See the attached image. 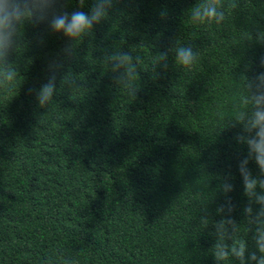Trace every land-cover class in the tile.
<instances>
[{
    "label": "trees",
    "instance_id": "trees-1",
    "mask_svg": "<svg viewBox=\"0 0 264 264\" xmlns=\"http://www.w3.org/2000/svg\"><path fill=\"white\" fill-rule=\"evenodd\" d=\"M202 2L120 0L74 41L44 107L36 91L70 41L46 24L21 29L9 57L17 77L0 88V264H216L226 174L234 177L236 236L253 246L237 168L247 149L232 139L240 130L232 124L245 65L252 62L248 76L264 72V45L255 42L264 0H235V9L222 0L220 24L192 21ZM92 3L59 0L56 9L88 12ZM179 46L198 54L191 67L175 63ZM121 52L136 66L135 97L111 70ZM64 75L78 86L61 83Z\"/></svg>",
    "mask_w": 264,
    "mask_h": 264
},
{
    "label": "clouds",
    "instance_id": "clouds-1",
    "mask_svg": "<svg viewBox=\"0 0 264 264\" xmlns=\"http://www.w3.org/2000/svg\"><path fill=\"white\" fill-rule=\"evenodd\" d=\"M120 0H93L88 12L76 10L71 14L57 11L59 0H0V88L9 89L17 77V71L12 66L9 57L13 52L21 29L26 24L38 27L46 24L51 33L66 37L70 43L60 49L57 58L48 64L51 72L48 82L36 91V100L39 107L48 105L56 92L57 75L62 72L65 65L74 58V41L99 25L113 10L114 5ZM81 6L84 0H80ZM235 9V0L229 5ZM162 19L168 16L167 9L159 13ZM226 18L222 0H203L197 4L191 12L194 23L220 24ZM43 43V36L38 37ZM253 39L252 34L248 36ZM255 42L264 45V31H258ZM198 54L191 47L179 46L175 49V63L183 67H191L197 60ZM113 61L112 72L118 73L115 81L127 90L130 96H136L133 87L138 78L136 66L132 63V56L128 53H117L110 58ZM168 54L160 53L158 62L166 68ZM139 62V57H137ZM259 68H264V55L259 57ZM252 68V62L245 65L244 80L245 94L242 95L234 107V123L232 128L239 126L240 130L232 137L238 144L247 149L246 155L238 161V172L243 184V195L247 202L243 206V215L252 227L253 246L250 248L246 239H238V225L231 214L235 210L229 193L235 190L230 181L234 179L231 174H226L218 185L219 191L225 196V203L217 206L216 214L226 215L214 224L216 243L211 252L216 264H225L230 259H235L239 264H264V72H256L252 76L246 73ZM61 83H69L76 87L75 80L67 75L61 77ZM254 162L258 173L254 174L249 167ZM259 189V191H258ZM258 206V207H254ZM207 211V210H205ZM208 223L207 219L203 221ZM231 240V244L227 241Z\"/></svg>",
    "mask_w": 264,
    "mask_h": 264
}]
</instances>
